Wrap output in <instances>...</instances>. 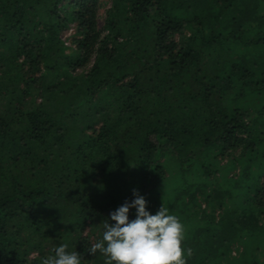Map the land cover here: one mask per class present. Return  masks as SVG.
I'll list each match as a JSON object with an SVG mask.
<instances>
[{
    "label": "trees",
    "instance_id": "obj_1",
    "mask_svg": "<svg viewBox=\"0 0 264 264\" xmlns=\"http://www.w3.org/2000/svg\"><path fill=\"white\" fill-rule=\"evenodd\" d=\"M95 4L0 0V264H103L133 189L185 264H264V0H110L101 28Z\"/></svg>",
    "mask_w": 264,
    "mask_h": 264
},
{
    "label": "clouds",
    "instance_id": "obj_2",
    "mask_svg": "<svg viewBox=\"0 0 264 264\" xmlns=\"http://www.w3.org/2000/svg\"><path fill=\"white\" fill-rule=\"evenodd\" d=\"M132 197L109 212L102 231L85 251L92 255L99 252L103 264H185L190 250L181 247L184 229L179 218L162 204L150 213L145 197L136 189ZM130 209H134L131 219ZM82 256L61 242L41 257L39 264H82Z\"/></svg>",
    "mask_w": 264,
    "mask_h": 264
},
{
    "label": "rangeland",
    "instance_id": "obj_3",
    "mask_svg": "<svg viewBox=\"0 0 264 264\" xmlns=\"http://www.w3.org/2000/svg\"><path fill=\"white\" fill-rule=\"evenodd\" d=\"M96 4H95V10H96V15H95V20L97 22V26L99 28H101L103 26V21H104V17L106 14V10L110 7V0H95ZM75 36V25L72 24L70 26V28H68L67 30H64L61 34H60V39H63L67 46L71 45V40L72 37ZM239 166L235 165V167H233V169L229 172V174L227 173L228 176L232 177V176H237V174H239ZM264 221V220H263ZM86 233V232H85ZM87 235V233H86ZM264 236V233L262 234ZM245 239V238H244ZM91 240V238H90ZM243 247L240 246L239 250L241 251ZM261 258L264 259V253L261 255Z\"/></svg>",
    "mask_w": 264,
    "mask_h": 264
}]
</instances>
